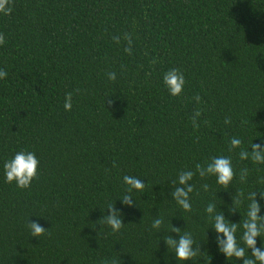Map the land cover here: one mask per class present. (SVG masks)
Wrapping results in <instances>:
<instances>
[{
	"label": "trees",
	"instance_id": "16d2710c",
	"mask_svg": "<svg viewBox=\"0 0 264 264\" xmlns=\"http://www.w3.org/2000/svg\"><path fill=\"white\" fill-rule=\"evenodd\" d=\"M12 7L0 14V69L8 73L0 79V264H242L219 252L205 208L215 203L239 223L248 201L229 214L232 196L264 189L257 182L264 165L228 151L233 136L249 150L264 139V0H13ZM124 32L132 34L131 55ZM172 68L186 79L179 97L163 84ZM68 92L71 111L63 107ZM21 149L40 161L26 190L7 183L3 170ZM220 155L232 157L236 179L225 189L197 173L192 211H183L172 181ZM125 175L146 184L131 193L135 207L119 199ZM109 203L122 214L119 232L101 223ZM156 217L164 220L159 232ZM28 219L51 235L32 237ZM172 226L200 244L196 262L168 251L163 237L178 239Z\"/></svg>",
	"mask_w": 264,
	"mask_h": 264
},
{
	"label": "clouds",
	"instance_id": "9594fccd",
	"mask_svg": "<svg viewBox=\"0 0 264 264\" xmlns=\"http://www.w3.org/2000/svg\"><path fill=\"white\" fill-rule=\"evenodd\" d=\"M13 0H0V14L5 16L11 15L13 11ZM123 41L126 42L124 52L128 55L132 54L133 39L132 34L124 32ZM113 40L116 44H120L121 37L114 36ZM5 37L3 33H0V45L5 44ZM152 64L157 63V59L153 58ZM8 76L7 71L0 69V79H5ZM110 81L116 80L115 72L107 73ZM163 84L167 88L169 94L173 97H179L183 94L186 84V79L183 71L179 68H172L163 74ZM79 92V89H76ZM194 100L197 105L201 103V97L196 95ZM109 105H112L114 101L107 100ZM73 106V93L68 92L65 94L64 109L65 111H71ZM202 115V109L197 107L194 110L191 118L192 127L198 129L200 124L198 118ZM225 124L231 123V118H227L224 121ZM247 123V121H242ZM243 141L233 136L229 141L228 151L231 153L235 149H240L238 157L241 161L250 160L255 165H264V139L261 143L250 144V149L242 147ZM39 166L40 161L37 158L35 152L21 149L14 154L13 157L6 160L3 164V170L5 180L7 183H15L17 188L21 190L30 189L32 182L39 178ZM113 162V167H115ZM203 178L214 176L216 183L221 185L225 189H229L233 181L237 177V173L233 167L232 157L229 156H213L205 164L196 163L195 172L192 170L180 171L177 179L172 181L174 185L173 191L170 195L176 204L185 212L192 211L191 196L195 189V185L190 183L196 174ZM249 175L248 168H242L239 172V181L241 183L247 182ZM123 182L127 186L126 194L119 198L125 206L135 207L133 203V197L131 193L133 190L143 192L146 184L141 181L139 177L125 175ZM258 184H264V177L258 178ZM204 191H208L209 185L203 184ZM197 194H199L197 192ZM245 199L248 201L247 209L239 223L231 222L226 218L223 211H217V205L215 203H209L205 212L207 213L209 221L212 223L216 236L215 242L218 246L219 252L224 254L227 259H234L235 261H242V264H264V247L257 246V238L264 240V215L261 214L262 205L260 201H264V189H259V193L251 191L245 196L242 190H237L236 197L232 196V205L228 208L229 214H234L238 211V208L243 205ZM108 214L104 215L101 219L102 224L109 226L112 231L119 232L125 225L123 223L122 214L115 208L114 203L107 205ZM164 224V220L161 217L154 218L151 227L158 232ZM31 236L39 239L45 235H51L48 229L44 228L37 222H31L29 219L26 224ZM172 233L178 234V239L172 235H165L163 237L164 243L172 253L175 254L176 259L179 262L193 261L201 256L200 244H197L193 238L191 232L182 230L180 227H171ZM240 233L239 238L237 233ZM250 250V254H249ZM102 264H118L116 260H105Z\"/></svg>",
	"mask_w": 264,
	"mask_h": 264
}]
</instances>
